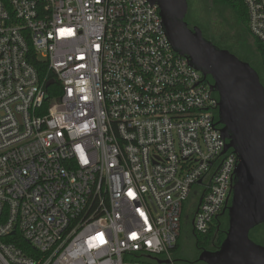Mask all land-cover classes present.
<instances>
[{
  "label": "built area",
  "instance_id": "built-area-1",
  "mask_svg": "<svg viewBox=\"0 0 264 264\" xmlns=\"http://www.w3.org/2000/svg\"><path fill=\"white\" fill-rule=\"evenodd\" d=\"M209 86L149 0H0V264H172L184 203L207 234L238 163Z\"/></svg>",
  "mask_w": 264,
  "mask_h": 264
},
{
  "label": "water",
  "instance_id": "water-1",
  "mask_svg": "<svg viewBox=\"0 0 264 264\" xmlns=\"http://www.w3.org/2000/svg\"><path fill=\"white\" fill-rule=\"evenodd\" d=\"M156 5L174 50L205 77L218 96V124L238 163L226 200L228 227L215 252L202 251L197 261L205 264H264V246L249 232L264 223V89L255 70L226 49L206 40L201 30L190 29L184 18L187 0H149ZM53 80L45 86L49 87ZM159 264L170 261L157 260Z\"/></svg>",
  "mask_w": 264,
  "mask_h": 264
},
{
  "label": "trees",
  "instance_id": "trees-1",
  "mask_svg": "<svg viewBox=\"0 0 264 264\" xmlns=\"http://www.w3.org/2000/svg\"><path fill=\"white\" fill-rule=\"evenodd\" d=\"M203 10L206 14L216 13L219 18H221L225 23H228V20L225 18V13H228L230 16L231 21L233 22V28H234V35L233 36H227L226 38H223V41L214 39L212 37L206 36V29L204 27H201L198 25V28L201 30L203 37L212 42L215 46H217L220 49H226L233 55H235L238 59L241 61L247 62L244 55H242V51H244V48L246 47V44L249 41L252 45H254L256 51L258 52L259 56H261V45L259 42L252 36L250 33V30L248 28V14L246 5L244 3V0H201ZM187 22V21H186ZM227 25H230L228 23ZM189 27V25H188ZM248 63V62H247ZM36 69L38 71V76L41 82L47 83L50 80H55V83L49 87L46 88V93L49 97L53 98L59 90L58 83L56 81L55 76L51 73L49 74L47 71V65L44 62H34ZM249 64V63H248ZM207 80L210 84H212L211 78L208 76ZM217 96L216 94H214ZM192 218V217H191ZM185 219V224L188 226V234L191 235V219L183 218ZM264 225V223L256 226L249 232V238L252 240L253 232L256 230H259V227ZM228 227V217H226V221L223 223H220L218 219L213 220V223L209 229V232L205 235H199L198 238L194 239V245L195 248L199 251L202 249H208V250H214L218 249L222 243V241L225 238L226 231ZM259 233V238L255 242L256 244L264 246V234ZM181 236V232H180ZM180 236L177 240L175 248L171 251V255L175 253L179 248V242H180ZM18 244L26 250V253H30V247L26 245L22 240L18 241ZM171 260L174 261H180V260ZM199 262V261H198ZM153 264H157L156 262H153ZM201 264H205L202 263Z\"/></svg>",
  "mask_w": 264,
  "mask_h": 264
},
{
  "label": "rangeland",
  "instance_id": "rangeland-1",
  "mask_svg": "<svg viewBox=\"0 0 264 264\" xmlns=\"http://www.w3.org/2000/svg\"><path fill=\"white\" fill-rule=\"evenodd\" d=\"M188 3V12L185 17V22L192 24L194 26L200 25L206 29V36L212 37L220 41H223V38L227 36L234 35L233 22L230 19L228 13H225V18L228 20V23H225L216 13L206 14L203 10L201 0H187ZM260 73L264 76V63L261 59V63L258 66ZM197 194L193 197H189L188 200L184 203L183 208V218H188L189 220L193 216V207L197 200ZM185 219L181 222V236L179 242L178 250L173 253L172 259L180 261H172V264H201L197 261L199 257V252L195 248L193 238L188 234V226L185 224ZM260 234H264V225L259 227ZM260 236V235H259ZM258 240L257 233L252 236V241Z\"/></svg>",
  "mask_w": 264,
  "mask_h": 264
},
{
  "label": "flooded vegetation",
  "instance_id": "flooded-vegetation-1",
  "mask_svg": "<svg viewBox=\"0 0 264 264\" xmlns=\"http://www.w3.org/2000/svg\"><path fill=\"white\" fill-rule=\"evenodd\" d=\"M188 12V11H187ZM187 15V14H186ZM186 17V16H185ZM185 20V18H184ZM187 25H189V28L192 29L193 27H195L192 24L187 23ZM248 43L246 44V47L244 48V51H242V55L245 56L247 62L249 63V65L255 70V72L257 73L258 77H259V81L264 89V76L260 73L258 66L261 63V57L259 56L258 52L256 51L254 45H252L249 41H247ZM229 205V202L227 203L226 206ZM226 206L222 209V211L219 213L217 219L220 221V223H223L226 221V217H227V209ZM255 233H257V236L259 238V233L258 231H254L253 235H255ZM191 235L193 240L199 237V234L195 233L192 229H191ZM217 249L214 250H208V249H200L198 252L199 254L202 251H207V252H215Z\"/></svg>",
  "mask_w": 264,
  "mask_h": 264
}]
</instances>
